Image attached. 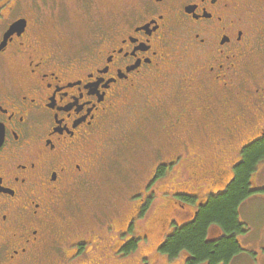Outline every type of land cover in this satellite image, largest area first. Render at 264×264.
I'll list each match as a JSON object with an SVG mask.
<instances>
[{"label": "flooded vegetation", "instance_id": "1", "mask_svg": "<svg viewBox=\"0 0 264 264\" xmlns=\"http://www.w3.org/2000/svg\"><path fill=\"white\" fill-rule=\"evenodd\" d=\"M121 2L111 16L107 0H0V264H135L157 224L155 247L177 225L147 221L156 181L211 171L223 190L264 136V67H248L264 0ZM143 93L164 143L128 211L94 228L75 213L79 191L109 150V121L134 120ZM171 194L175 210L193 203L187 221L211 193Z\"/></svg>", "mask_w": 264, "mask_h": 264}, {"label": "rangeland", "instance_id": "2", "mask_svg": "<svg viewBox=\"0 0 264 264\" xmlns=\"http://www.w3.org/2000/svg\"><path fill=\"white\" fill-rule=\"evenodd\" d=\"M107 1L111 16L112 13L115 14L119 11L123 5L122 0ZM97 12L96 9H93L90 17L101 19L103 15H101L100 10ZM77 26L76 35L81 32L80 26ZM75 33H73L74 36H76ZM252 45L253 54L259 60L250 58L248 67L251 68L252 66L253 70L260 71L264 67V61L261 62V58H259L264 52V42L258 39L253 41ZM143 95L144 93L137 98L138 102L133 105L135 110L126 109L134 117V120L127 121L118 116L116 118L113 116L109 121V130L107 131L110 135L109 150L96 167L91 183L84 185L79 191L78 201L81 207L75 213L85 218L88 225H92L94 228H102L105 223L104 220H107L108 217H118L123 215V212L128 211L126 207L130 203L129 200L139 197L138 195L134 196V190L144 184V178L154 163L155 150L153 148H156L154 145L164 143L165 136L161 127L162 117L151 116L156 110L153 107V110L145 109L146 104L145 100L142 99ZM134 111L138 115H145L146 117L135 118V115L132 114ZM155 118H158V121ZM244 139L245 137L239 139L237 145ZM103 141L106 143L105 140ZM169 151V148L161 150L160 155L156 158H161L162 155L168 156ZM230 153V156L233 155V152ZM228 174V169L223 171V176ZM212 175L211 171L209 173L203 171L202 174L193 175L184 168L180 178L156 181L154 183V195L150 200L152 201L151 208L146 211L147 221L155 220L156 216L162 218L165 213H169L170 216L174 217L175 224L182 223L189 217L193 203L188 204L186 202L183 211L175 210L171 197L179 199L180 196L168 195L169 191H173V194H196V197L214 193L222 188V182L212 181L210 178ZM252 182L258 188L264 187L263 159L256 164ZM237 216L239 221L244 223L246 230L236 235L241 250L231 259L229 264H264V189H257L246 196L238 205ZM164 227L157 224L151 230L147 242L142 240L138 243L139 250L134 258L135 264L182 263L184 253L168 257L159 250L158 246L155 247V244L161 240L163 231L167 230Z\"/></svg>", "mask_w": 264, "mask_h": 264}, {"label": "trees", "instance_id": "3", "mask_svg": "<svg viewBox=\"0 0 264 264\" xmlns=\"http://www.w3.org/2000/svg\"><path fill=\"white\" fill-rule=\"evenodd\" d=\"M243 161L236 168L235 177L216 193L208 195L198 206L192 219L184 221L165 236L159 250L168 257L185 254L188 264H229L241 250L236 235L246 230L239 221L237 210L239 203L257 189L249 180L256 162L264 158V136L253 141L243 151ZM189 200V195L182 194ZM210 227L217 231L214 237L209 235Z\"/></svg>", "mask_w": 264, "mask_h": 264}, {"label": "snow or ice", "instance_id": "4", "mask_svg": "<svg viewBox=\"0 0 264 264\" xmlns=\"http://www.w3.org/2000/svg\"><path fill=\"white\" fill-rule=\"evenodd\" d=\"M241 34H242V33H241ZM0 47H2V45H0ZM5 219H6V217H5ZM68 255H69V256H73V253H72V252H69ZM145 255H146V254H145Z\"/></svg>", "mask_w": 264, "mask_h": 264}, {"label": "water", "instance_id": "5", "mask_svg": "<svg viewBox=\"0 0 264 264\" xmlns=\"http://www.w3.org/2000/svg\"><path fill=\"white\" fill-rule=\"evenodd\" d=\"M0 139H1V133H0Z\"/></svg>", "mask_w": 264, "mask_h": 264}]
</instances>
